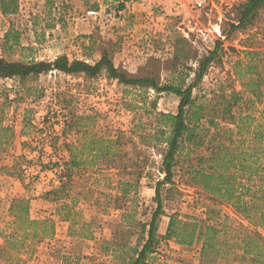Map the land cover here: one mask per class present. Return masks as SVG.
I'll use <instances>...</instances> for the list:
<instances>
[{
    "label": "rangeland",
    "instance_id": "374dc122",
    "mask_svg": "<svg viewBox=\"0 0 264 264\" xmlns=\"http://www.w3.org/2000/svg\"><path fill=\"white\" fill-rule=\"evenodd\" d=\"M128 1L53 0L48 5L46 0H19L15 14L5 16L0 10V57L31 62L66 55L71 60L95 64L106 53L118 69L130 75H152L160 85H178L184 77L188 86L195 80L199 62L221 42L219 58L194 89L195 106L204 107L208 120L221 123L211 111L219 99L216 94L235 90L244 98L235 109L237 114L264 118V103L248 105L249 95L243 87L249 77L243 71V65L249 62L246 52H264V8L247 28L233 30L247 0H223L206 11L186 10L180 16L162 12L153 0L149 7L152 10L140 7L137 1L127 8ZM91 8H101L110 15L108 20H85V12ZM188 18L191 23L184 22ZM11 30L19 34L18 45L12 39L5 40ZM155 101L156 109L152 107ZM179 103L180 99L170 92L157 94L153 89L127 87L106 74L86 78L51 72L26 79H0V130H10L0 133L4 134V142L7 140L0 143L4 150L0 153V264H130L147 240V225L156 209L155 186L163 178L158 170L163 147H150L155 164L128 197L118 193V172L105 170V164H88L78 170L72 194L77 208L73 225L60 217L45 194L58 185L65 142L83 149L89 136L94 140L120 137L125 157L135 146L144 148L140 136L144 128L155 126V113H177ZM25 114L32 120L28 136L21 135ZM66 118L77 122L74 134L67 138L62 136ZM207 118L202 123L205 128H209ZM21 156L26 159L19 160ZM181 156L182 162L187 160V149ZM50 160L61 166L42 172L41 162L47 164ZM19 168L23 180L18 177ZM179 174L175 178L178 192L164 194L159 244L145 264H250L241 259V249L233 246L238 242L231 238V231L218 235L220 242L227 236L230 247L219 245L205 257L201 254L202 239L184 245L167 238L172 216L181 222L222 221L234 228L240 224L249 229L247 234L253 231L231 206L212 203L207 194L189 186ZM19 197L30 200L32 220L55 222L53 237L34 238L32 229L27 235L25 226L13 224L9 208L11 201ZM209 209L218 211L212 215L214 219H208ZM9 236L13 241L7 261L1 246Z\"/></svg>",
    "mask_w": 264,
    "mask_h": 264
},
{
    "label": "trees",
    "instance_id": "16d2710c",
    "mask_svg": "<svg viewBox=\"0 0 264 264\" xmlns=\"http://www.w3.org/2000/svg\"><path fill=\"white\" fill-rule=\"evenodd\" d=\"M52 2L53 0H46L48 5ZM262 8H264V0H247L240 8L239 20L232 26L233 30L245 29L251 25ZM18 9L19 0H0V10L3 15L15 14ZM11 39L15 45L20 43L19 34H14L12 30L5 35L7 42ZM221 45V42H218L215 49L199 62L194 76L195 80L188 86L184 77L178 85H160L152 75H130L118 69L106 53L95 64L83 60H71L66 55L59 56L52 61L31 62L9 61L0 57V79L2 80L26 79L51 72L81 75L86 78L106 74L108 78L124 86L141 90L153 89L157 94L170 92L180 99L177 113H155V126L144 128L140 136L143 139L141 144L144 148L135 146L132 152L125 157L122 150L124 144L120 137L116 140H94V137L89 136L87 146L83 149L76 147L73 142L71 144L65 142L60 156L63 168L58 172V185L45 194V199L56 205L60 217L73 225L72 221L77 214V208L72 194L78 170L88 164H105V170L118 172L116 176L121 177L118 180V193L123 197H128L138 188L147 169L155 164L149 153L150 147H163L158 169L163 178L158 179L155 186L156 209L147 225V240L142 250L136 251L130 264H145L149 256L155 252L159 244L157 233L160 217L165 215L164 201L166 198L164 194L165 192H178L175 178L179 171L181 180L186 181L189 186L199 187L212 203L231 206L238 217L253 227V231L247 234L249 229L240 224L234 228L222 221L216 224H209L207 221L181 222L172 216L167 238H175L184 245H191L194 240L202 239L201 254L205 257L219 245L230 247L227 236L220 242L218 235L223 231L224 235L231 231L233 232L231 238L238 242L233 243V246H238L242 251L241 259L249 261L250 264H264V234L259 231H264V118H256L252 113L237 114L235 109L244 98L243 94L235 90L230 94L223 93L221 96L216 94V98L219 99L211 106L212 113L219 116L225 125L214 119L208 120L204 107L195 106L193 99L196 85L202 81L210 65L219 58ZM246 57L249 62L243 65V71L244 75L249 77L243 82V87L249 95V99L246 100L247 104L254 107L257 103H264V52L248 51ZM239 76L241 77L242 74ZM156 106L155 101L152 107L156 109ZM206 118L209 128L202 126ZM30 123L32 120L25 114L22 136H28L27 128L30 127ZM76 125L75 118H66L62 136L67 138L74 134L73 130ZM228 126H233V128ZM9 131V129H3L0 133ZM3 135H0V143L7 141L4 142ZM121 135L124 136V134ZM185 149H187L188 156L187 160L182 162L181 153ZM2 151L4 150L0 149V153ZM20 159L24 160L26 156H21ZM41 165L42 172L61 166L60 162H53V160L47 164L41 162ZM18 177L23 180L21 168H19ZM123 177L129 178L125 180ZM30 209L31 203L28 198L13 199L9 208L14 219L13 224L20 227L25 226V231L32 229L31 235L34 238L43 240L53 237L56 231L55 222L51 219L32 220ZM217 213L216 209H209L208 219H214L213 214ZM227 219L228 217L225 218ZM26 233L29 235L28 231ZM11 241H13V236L5 237L1 246L5 258L10 255ZM6 260L9 261L10 258Z\"/></svg>",
    "mask_w": 264,
    "mask_h": 264
},
{
    "label": "built area",
    "instance_id": "2783aa9c",
    "mask_svg": "<svg viewBox=\"0 0 264 264\" xmlns=\"http://www.w3.org/2000/svg\"><path fill=\"white\" fill-rule=\"evenodd\" d=\"M139 4L140 7L152 10L150 7V0H129L126 3V7H130L135 4ZM162 9V12L169 13L172 16H180L188 12H202L212 7L216 4H220L223 0H153ZM108 15L106 12L101 10V8H91L85 12V17L92 20L94 23H100L103 20H108ZM186 23H191V19L188 18L184 20Z\"/></svg>",
    "mask_w": 264,
    "mask_h": 264
},
{
    "label": "crops",
    "instance_id": "0c3cea01",
    "mask_svg": "<svg viewBox=\"0 0 264 264\" xmlns=\"http://www.w3.org/2000/svg\"><path fill=\"white\" fill-rule=\"evenodd\" d=\"M85 17V16H84ZM85 20H89V19H87L86 17H85ZM90 21V20H89Z\"/></svg>",
    "mask_w": 264,
    "mask_h": 264
}]
</instances>
